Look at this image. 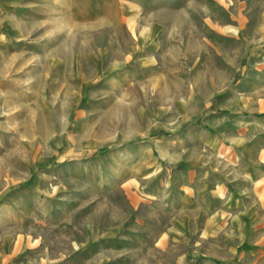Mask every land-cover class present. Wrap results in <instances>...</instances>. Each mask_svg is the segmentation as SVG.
<instances>
[{
	"label": "rangeland",
	"instance_id": "1",
	"mask_svg": "<svg viewBox=\"0 0 264 264\" xmlns=\"http://www.w3.org/2000/svg\"><path fill=\"white\" fill-rule=\"evenodd\" d=\"M0 11V264H264V0Z\"/></svg>",
	"mask_w": 264,
	"mask_h": 264
},
{
	"label": "crops",
	"instance_id": "2",
	"mask_svg": "<svg viewBox=\"0 0 264 264\" xmlns=\"http://www.w3.org/2000/svg\"><path fill=\"white\" fill-rule=\"evenodd\" d=\"M6 17L14 18V20L17 19V16H15L13 14L11 16H9L6 12L0 11V20L7 19ZM1 38H2V33H0V40H1ZM247 79L249 80L250 78H248V77L246 78L245 82L243 83V86L245 84H247L246 83ZM256 79L261 81V79H259V78H256ZM250 106L252 107L253 105H250ZM245 107L248 108L247 105H245ZM251 123L252 124L250 125V129H253L256 132H258L260 130V128L264 129V119H253V120H251ZM253 141H254L253 139L247 138V140L245 141V144H244L245 148L242 151L243 163H245L247 165H257V164H260L261 160H262L261 159L262 158L261 157L262 156L261 151L264 149V146L263 145L259 146ZM244 178H246V176H244ZM240 181H241V183H238L236 190L238 192H242L241 194L243 196H249V189L244 185V184L247 185V182L244 179L243 180L240 179ZM253 196H255V195H253ZM249 206H251V205H249ZM250 209H251V211H253V214L255 215L254 219L256 221L261 219V218L264 219V205L255 203L252 207H250ZM250 250L252 251L253 249L250 248ZM242 260L245 261L244 259H242Z\"/></svg>",
	"mask_w": 264,
	"mask_h": 264
},
{
	"label": "bare ground",
	"instance_id": "3",
	"mask_svg": "<svg viewBox=\"0 0 264 264\" xmlns=\"http://www.w3.org/2000/svg\"><path fill=\"white\" fill-rule=\"evenodd\" d=\"M261 105V104H260ZM261 148V147H260Z\"/></svg>",
	"mask_w": 264,
	"mask_h": 264
}]
</instances>
